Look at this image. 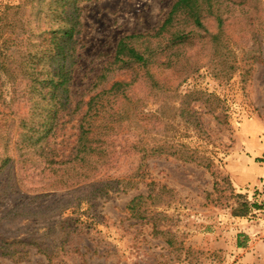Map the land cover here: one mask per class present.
I'll use <instances>...</instances> for the list:
<instances>
[{
	"label": "rangeland",
	"instance_id": "rangeland-1",
	"mask_svg": "<svg viewBox=\"0 0 264 264\" xmlns=\"http://www.w3.org/2000/svg\"><path fill=\"white\" fill-rule=\"evenodd\" d=\"M175 1L80 3L77 58L70 84L72 106L80 100L86 103L92 95L91 86L113 58L118 40L158 27ZM22 2L0 0V15L6 6ZM259 8L264 16V0ZM238 22L232 19L228 30L230 38L238 42L233 45L235 72L227 77L219 75L207 63L205 52L197 61V70L179 84L177 98L171 101L179 108L178 96L191 94L185 112H176L172 130L160 120L158 104L147 102L140 114L146 118L140 123L142 131L148 130L158 139L169 135L177 148L211 157L210 168L162 155L146 161V175L137 189L92 197L95 184L46 190L37 184V178L21 179L17 155L0 147V165L5 167L0 177V210L19 206L27 215L39 214L24 220L10 215L13 219L5 220L4 230L44 235L56 244L57 222L72 220L69 242L51 264H264V43H254L238 32ZM165 76L170 83L171 73ZM108 80L104 86L128 80V76L110 75ZM1 82L5 103H9L15 90L4 77ZM173 82L176 86L178 80ZM16 107L17 116H21L23 104ZM192 112L198 128L189 123L192 116L187 118ZM0 113L8 114L9 109L0 104ZM151 114L158 120H147ZM16 125L15 120L10 126L12 135ZM132 133L136 138L138 131ZM76 135L77 121L73 120L49 139V148L58 160L69 155ZM6 156L13 160L6 161ZM137 163L138 156L133 155L108 174L117 180L129 175ZM148 194V220L131 218L126 210L129 201ZM0 264L48 261L32 248L18 263L0 255Z\"/></svg>",
	"mask_w": 264,
	"mask_h": 264
},
{
	"label": "trees",
	"instance_id": "trees-1",
	"mask_svg": "<svg viewBox=\"0 0 264 264\" xmlns=\"http://www.w3.org/2000/svg\"><path fill=\"white\" fill-rule=\"evenodd\" d=\"M83 1L89 0H23L20 5L6 6L0 15V104L9 109L8 114L0 113V147L17 155L18 177L37 178V184L46 190L95 184L91 196L99 197L137 189L146 175V161L162 155L210 168L211 157L177 148L169 135L158 139L148 130L142 131L140 123L146 118L141 117V109L147 102L158 104L160 120L172 130L176 112H185L191 94L178 96L181 109L174 108L171 101L177 98L179 84L197 70L201 54L207 53V63L219 75L227 77L237 70L233 45L238 42L228 34L232 19L240 21L238 32L254 43H264L261 0H176L158 27L118 40L113 58L91 86L92 95L86 103L80 100L72 106L70 84ZM166 72L174 78L170 83ZM110 75H125L128 80L104 86ZM2 77L15 90L9 103H5ZM19 103L25 111L21 116L16 113ZM194 116L192 112L187 118L198 128ZM148 119L158 120L152 114ZM15 120L12 135L10 126ZM73 120L77 121L75 143L69 155L58 160L49 148V139ZM133 131H138L136 138ZM133 155L138 156L136 168L113 180L108 173ZM9 159L13 160L6 156V161ZM4 168L0 165V177ZM150 198V194L134 196L126 206L130 217L148 220L145 205ZM10 215L24 220L39 214L27 215L19 206L0 210L2 257L18 263L33 248L51 264L64 252L72 220L57 222L58 238L53 244L44 235L4 230L5 220L13 219ZM153 228L158 231L156 223Z\"/></svg>",
	"mask_w": 264,
	"mask_h": 264
}]
</instances>
